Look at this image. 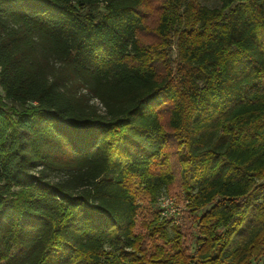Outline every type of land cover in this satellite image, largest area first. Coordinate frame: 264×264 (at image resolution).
<instances>
[{"label": "trees", "instance_id": "obj_1", "mask_svg": "<svg viewBox=\"0 0 264 264\" xmlns=\"http://www.w3.org/2000/svg\"><path fill=\"white\" fill-rule=\"evenodd\" d=\"M140 2L0 0V264H125L139 243L127 179L173 181L149 172L167 100L207 208L197 261L264 255V0L188 8L205 32L177 42L201 73L186 101L143 62Z\"/></svg>", "mask_w": 264, "mask_h": 264}, {"label": "rangeland", "instance_id": "obj_2", "mask_svg": "<svg viewBox=\"0 0 264 264\" xmlns=\"http://www.w3.org/2000/svg\"><path fill=\"white\" fill-rule=\"evenodd\" d=\"M194 6L220 8V3L218 0H141L139 6L141 21L137 37L146 50L143 62L155 70L158 78H167L169 88L185 101L187 92L200 84L201 73L181 59L177 42L180 38L205 32L192 20L188 8ZM163 13L170 16L166 35L159 32ZM171 107L172 100H167L159 110L164 146L151 163L149 172L171 173L173 181L155 190L146 186L139 175H130L127 179L138 204L134 232L139 243L128 259L123 260L125 264H200L196 253L199 242L205 238L203 230L207 226L203 214L207 208H199L192 201L185 131L168 126ZM263 261L264 255L251 258L247 264H263Z\"/></svg>", "mask_w": 264, "mask_h": 264}]
</instances>
